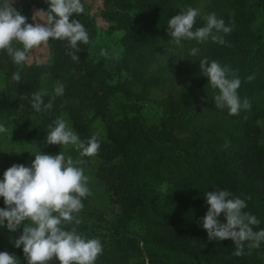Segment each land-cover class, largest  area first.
I'll return each instance as SVG.
<instances>
[{
    "label": "trees",
    "instance_id": "16d2710c",
    "mask_svg": "<svg viewBox=\"0 0 264 264\" xmlns=\"http://www.w3.org/2000/svg\"><path fill=\"white\" fill-rule=\"evenodd\" d=\"M28 1V6L36 2ZM100 2H105L108 7L100 14L116 22L124 32L122 43L125 44V52L122 56L111 55L109 62L110 69L118 73L119 78L116 83L111 81L102 62L86 64V55L79 45L75 54L81 61L77 63L69 55L67 40L50 39L54 71L56 76H63L65 89L62 96L53 100L52 120L65 112L74 122L76 130L88 136L82 114L74 107L75 99L69 94L79 88L102 105L124 102L129 108L125 125L135 130L133 144L150 143L157 138L158 142L170 144L181 151L187 160V167L184 177L165 190H146L141 183L134 185L135 201H109L116 213L103 221L106 227L103 230L110 231V244L114 243L115 247L107 254L103 251L95 264H264V242L258 249L249 250L245 245V254L236 257L232 241H209L202 227V218L209 207L205 194L226 189L233 196L245 199L247 207L244 211L260 221L253 226V230L264 229V129L259 123V120H264V0ZM82 3L84 5V0ZM38 4L45 11L49 8V5L44 8L43 4ZM204 4L212 7L206 16L216 11L218 19L223 13L219 10L234 11L229 14L232 32L222 35L226 43H212L210 50L207 48L204 53H201V47L205 41L182 40L179 45L175 44L168 36V21L189 7L197 9ZM110 5H115L117 9L109 10ZM136 8L138 12L134 11ZM82 16L83 13L74 14L72 19L79 20ZM206 16L197 17L193 31L206 26ZM81 23L85 29L90 28L91 23L86 17ZM193 47L199 49L198 55L202 59L207 57L209 62L218 61L222 66L238 72L241 80L238 95L242 101L245 98L249 100L250 109L230 115L227 108L218 109L215 103H207L214 100L218 93L215 88L208 90L211 84L200 70L199 62L189 69L187 64L178 63L180 54H190ZM153 61L157 62L155 67L152 66ZM35 73L34 69L31 70L32 78H35ZM183 75L188 77L186 86L180 82ZM250 76L254 77L251 81L248 80ZM148 94L154 97L150 98ZM52 97L46 98L50 100ZM70 98L73 100L70 101ZM147 102L165 108L157 117L161 122L151 129L150 135L140 124L142 112L148 107ZM207 107L211 113L224 116L213 130L222 138L224 148L190 145L167 133L168 126L173 123L172 116L173 119L188 120ZM142 173L134 168L126 178L130 184L143 181ZM218 220L226 223L222 214ZM94 232H100L99 226L94 228Z\"/></svg>",
    "mask_w": 264,
    "mask_h": 264
},
{
    "label": "rangeland",
    "instance_id": "374dc122",
    "mask_svg": "<svg viewBox=\"0 0 264 264\" xmlns=\"http://www.w3.org/2000/svg\"><path fill=\"white\" fill-rule=\"evenodd\" d=\"M19 1L14 0L12 6L27 18V23H34L32 17L37 11H45L38 3L43 4L44 8L49 5L47 0H35L36 2L31 6H28V0H23L22 3ZM104 5L105 2L103 4L100 0H84L86 10L82 17H86L91 23L90 28H86L89 42L87 44L78 43V45L86 55V64L102 62L109 74L108 77L116 83L119 74L110 69L109 62L111 55L122 56L125 52V44L122 43L124 32L117 27L116 22L100 14L101 10L108 9ZM116 9L115 5H110L109 10ZM137 9L134 11L138 12ZM211 9L212 7H208L207 4L202 5L201 8L198 7V16H206ZM219 11L223 12L220 19H223L225 25L229 26L231 24L229 14H233L234 11L231 9L225 10L226 13L224 10ZM131 12L133 13V10ZM82 17L79 22L83 20ZM35 22L42 23L38 18ZM214 34L223 35L222 32L215 33V31ZM212 43L218 42H213L211 38L206 40L201 47V53H204L207 48L209 51ZM14 47L21 48L22 46L14 43ZM53 57L54 52H52L50 40L40 48L34 49L29 54L28 61L23 65H16L6 52H0V124L8 129L7 133H0V181L3 180L4 172L13 165L31 166L37 153L58 155L61 151L66 157L71 156L74 160H83L84 163L78 166L84 169V174L89 178L88 187L91 195L82 200L84 207L78 214H75L81 223L78 225L74 222L68 223L64 227L66 230L75 227L78 233L89 239L98 238L102 243L103 251L107 254L115 247L114 243L110 244V231L103 230L106 228L103 221L116 213L112 211L113 207L110 206L109 201L111 199L117 203H123L127 199L135 201L134 185L141 183V187L146 190L151 188L165 190L184 177L187 160L177 148L158 142L157 138H153L150 143L133 144V138L136 136L135 130H130L125 125L126 117L129 115L127 104L112 102L109 105H102L93 96L86 95L84 91L79 90L81 88L69 94L75 99L74 107L82 114L83 125L88 136L76 130L74 122L67 113L61 112L59 118L65 119L81 141L86 143L95 136L100 143L98 153L90 157H81L79 151L72 145L47 144L46 135L50 131L49 125H52L55 120H52L51 109L47 112H36L31 107V96L36 92L44 93L43 99L47 103L49 100L46 97L54 95L57 82L63 83V76L58 77L55 74ZM201 59L200 54L192 57L184 53V55L180 54L178 63L187 64L186 68L189 69L191 66H196L198 62L200 63ZM79 60L75 62L78 63ZM156 63L153 61L152 66L155 67ZM33 69L36 71L35 78L31 77ZM230 70L238 74L235 69L230 68ZM18 71L21 80L15 83L12 76ZM199 71L197 69V73H200ZM168 72L171 71L168 70ZM187 79L188 77L183 75V80L180 81L183 86L188 84ZM195 87L198 88L197 85ZM212 88L210 85L208 90L211 91ZM216 91L218 93L217 89ZM77 95L79 96L75 97ZM148 96L154 97L151 94ZM72 100L73 98H70V101ZM207 103H215V100ZM146 104L148 107L142 112L143 117L140 124L144 132L150 135L151 129L161 122L157 117L163 113L165 108L148 102ZM171 118L173 123L167 128L169 135L198 147L224 148L222 138L213 132L224 116L220 117L211 113L209 107L200 110L188 120L173 119V116ZM259 123L264 129V120H259ZM134 168L142 171L144 178L143 181L138 180L130 184L126 177ZM5 207L4 200L0 197V209ZM6 225L7 221L4 226H0V252L6 251L14 255L18 259V264H27L23 246L20 248L14 246V241L23 232V225L16 232H10ZM98 226L100 232L95 234L94 228ZM97 235L103 236L97 237ZM50 264H58V261L53 259ZM137 264L141 263L137 262Z\"/></svg>",
    "mask_w": 264,
    "mask_h": 264
},
{
    "label": "clouds",
    "instance_id": "9594fccd",
    "mask_svg": "<svg viewBox=\"0 0 264 264\" xmlns=\"http://www.w3.org/2000/svg\"><path fill=\"white\" fill-rule=\"evenodd\" d=\"M14 0L0 2V52H6L16 65H23L29 54L47 44L50 39L67 40L70 46L69 55L73 61L79 60L75 53L79 51L78 43L87 44L89 34L79 20L72 19L74 14H82V0H47V11L39 10L32 17L34 23H27L13 5ZM199 15L197 9L189 7L186 11L168 21V36L177 45L182 40L202 43L209 38L213 42L225 44L222 36L215 33L230 34L232 27L226 26L223 19L215 13L206 16V26L193 31ZM39 19L42 23L35 22ZM19 44L22 47H14ZM199 49L193 47L190 54L196 56ZM200 70L208 78L211 86L218 90L213 98L215 107L227 108L230 115H237L244 109H250L247 98L241 100L238 89L241 80L235 71L222 66L218 61L209 62L207 57L200 60ZM254 77H248L251 81ZM12 80H21L20 72ZM64 85L57 82L54 95L47 103L44 93L36 92L31 96V107L36 112H47L53 107L55 97L64 94ZM46 135L49 145H72L81 157L94 156L98 153L100 143L95 136L86 143L81 141L63 118L49 125ZM8 129L0 124V133ZM81 159L74 160L60 151L58 155L37 153L31 166L13 165L9 167L0 181V197L5 208L0 209V226L5 225L10 232H16L23 225V232L14 241V246H23L27 264H50L53 259L58 264H95L103 252L98 238H86L76 228L66 230L65 224H80L78 214L84 207L82 200L91 195L88 187L89 178ZM208 207L202 218V227L206 230L209 241L230 240L235 244L233 255H244L245 245L249 250L258 249L264 242V229L254 231L253 226L260 221L246 209L245 199L235 197L226 189H216L205 194ZM225 217L221 223L218 217ZM250 254V251H249ZM0 264H18V259L8 252H0Z\"/></svg>",
    "mask_w": 264,
    "mask_h": 264
}]
</instances>
